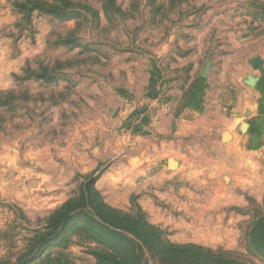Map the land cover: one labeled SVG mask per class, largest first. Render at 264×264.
Returning a JSON list of instances; mask_svg holds the SVG:
<instances>
[{"label":"rangeland","instance_id":"374dc122","mask_svg":"<svg viewBox=\"0 0 264 264\" xmlns=\"http://www.w3.org/2000/svg\"><path fill=\"white\" fill-rule=\"evenodd\" d=\"M108 256L264 264V0H0V264Z\"/></svg>","mask_w":264,"mask_h":264},{"label":"trees","instance_id":"16d2710c","mask_svg":"<svg viewBox=\"0 0 264 264\" xmlns=\"http://www.w3.org/2000/svg\"><path fill=\"white\" fill-rule=\"evenodd\" d=\"M93 194H94V198L95 197L97 198L96 193H93ZM109 212H111V210H109ZM68 218H69V214H65V216H62V217H59V218H57L56 216H53V217H51L49 223H50V225H52V227H54V228L58 227L59 228L60 226H62L68 220ZM93 224L99 226L98 223L95 222V221H93ZM145 227L149 228L150 230L155 229V227L151 226L147 222L145 223ZM100 229H102L101 232L103 234L111 233L112 235H118L113 230H110L107 227H101ZM153 244H156V245L160 246L159 242H153V241H150V240L145 242L144 245H145V247L150 248L149 249V251H150L151 248L154 247V246H152ZM163 245L168 246V248H170V247L173 248V246L171 244L167 243V242L165 244H162V246ZM107 258H110V259L101 260V264H132V263L128 262L127 259L124 258V256H123L122 260H120V261H116L115 259L112 258V256H108Z\"/></svg>","mask_w":264,"mask_h":264}]
</instances>
